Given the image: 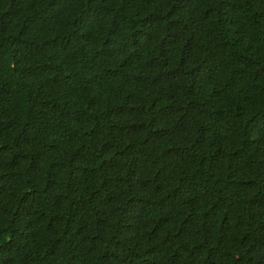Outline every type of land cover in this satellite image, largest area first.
Segmentation results:
<instances>
[{"label":"trees","instance_id":"16d2710c","mask_svg":"<svg viewBox=\"0 0 264 264\" xmlns=\"http://www.w3.org/2000/svg\"><path fill=\"white\" fill-rule=\"evenodd\" d=\"M0 264H264V0H0Z\"/></svg>","mask_w":264,"mask_h":264}]
</instances>
